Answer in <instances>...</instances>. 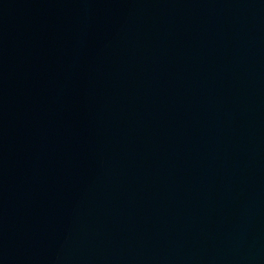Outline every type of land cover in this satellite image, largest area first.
I'll return each mask as SVG.
<instances>
[{
	"label": "water",
	"instance_id": "obj_1",
	"mask_svg": "<svg viewBox=\"0 0 264 264\" xmlns=\"http://www.w3.org/2000/svg\"><path fill=\"white\" fill-rule=\"evenodd\" d=\"M0 264H264V0H0Z\"/></svg>",
	"mask_w": 264,
	"mask_h": 264
}]
</instances>
